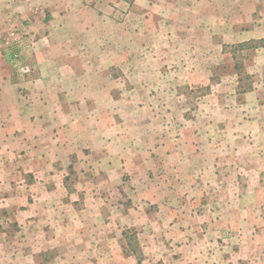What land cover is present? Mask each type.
<instances>
[{
  "label": "rangeland",
  "instance_id": "1",
  "mask_svg": "<svg viewBox=\"0 0 264 264\" xmlns=\"http://www.w3.org/2000/svg\"><path fill=\"white\" fill-rule=\"evenodd\" d=\"M63 1L0 0V55L25 82L38 75L37 54L45 64L56 56L57 64L103 66L82 82L105 89L90 96L92 104L75 106L72 121L79 116L110 144L79 161L73 156L63 174L81 224L63 233L57 226L42 257L27 244L26 260H18L13 239L9 251L0 247V264H164L170 254L187 256L181 248L194 240L207 246L205 255L215 252L210 263L227 258L236 233L226 226L250 213L264 220V64L256 54L264 41L224 42L211 32L221 30L209 24L214 11L182 10L176 18L161 0H151L154 7L105 0V9L88 12L102 16L106 39L87 41L74 24L87 10L65 9ZM194 15L201 24L191 17L186 24ZM113 132L122 137L116 145ZM174 149L182 160L160 155ZM6 216L0 211L2 238L12 228Z\"/></svg>",
  "mask_w": 264,
  "mask_h": 264
},
{
  "label": "crops",
  "instance_id": "2",
  "mask_svg": "<svg viewBox=\"0 0 264 264\" xmlns=\"http://www.w3.org/2000/svg\"><path fill=\"white\" fill-rule=\"evenodd\" d=\"M89 1L64 0L63 7L87 10L88 17L74 24L81 27L82 39L91 41L96 36L103 43L106 39L102 32L103 18L100 13L92 18L88 11H102L108 5L105 0H94L97 5L89 7ZM148 1L151 7L156 6L151 0ZM161 1L160 7L176 18V12L182 10L214 11L209 24L221 30L211 32L212 35L220 34L219 37L222 36L224 42L235 44L264 41V0ZM190 17L198 25L201 24L198 15L187 16L186 24ZM59 22L58 25L63 24ZM176 24L185 25L182 22ZM49 38L52 45L54 35H49ZM256 54L264 64V50ZM39 56L35 55L38 75L34 81L25 82L0 55V211L9 215L5 217V226H12L9 230L3 228L6 233L2 235L5 234L6 237H0V247L9 251V241L16 240L11 245L15 244L14 247H17L15 258L22 261L26 260L27 255L21 252V248L24 250L27 244L31 248L27 250L32 255L42 254L53 248L51 234L57 226L62 227L60 233H63L72 223L81 224V221L73 220L78 218L82 209L77 213L74 211V203L78 199H73V195L66 192L63 174L73 156L79 161L82 157H87L86 150L90 153H103L102 149L110 144L104 133H98L94 129L86 131L79 116L76 121H72L78 115L81 105L92 104L90 96L94 98V93L98 94V91L105 89V83L95 86L82 82L83 76L100 74L105 68L93 62L83 69L69 61L57 64L53 61L56 56L52 57L49 64H45L40 61ZM66 60H69L67 56ZM75 106L79 107L76 113ZM116 133L113 132L112 135L113 145L122 138ZM160 155L182 160L179 149H174L172 153L162 151ZM121 158H117L119 166ZM26 173L33 175L31 181L22 177ZM86 200L82 202L86 203ZM83 206L87 207L86 204ZM42 217L46 218L45 224H42ZM244 218L246 219L233 221L230 226H226L230 232L236 233L237 238L232 239L236 240V245L231 243L228 246V257L224 258L226 260L221 257L213 259L215 264H264V242L252 240H258L264 235V220L251 213ZM207 245L212 246L211 243ZM206 247L204 243L202 246L195 240L189 242V245L185 243L181 250H186L187 256L177 255L174 258L170 254V259L166 258L167 263H163L213 264L210 262L215 258V252L209 247L208 254L205 255ZM61 256L65 258V253ZM188 256L192 257L188 259Z\"/></svg>",
  "mask_w": 264,
  "mask_h": 264
},
{
  "label": "built area",
  "instance_id": "3",
  "mask_svg": "<svg viewBox=\"0 0 264 264\" xmlns=\"http://www.w3.org/2000/svg\"><path fill=\"white\" fill-rule=\"evenodd\" d=\"M20 60V56L17 54H14L13 57H11V61L15 64L18 65V61Z\"/></svg>",
  "mask_w": 264,
  "mask_h": 264
}]
</instances>
